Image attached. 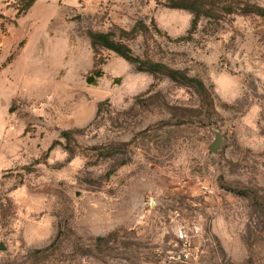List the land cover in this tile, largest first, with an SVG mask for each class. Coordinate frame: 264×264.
<instances>
[{
	"label": "rangeland",
	"instance_id": "1",
	"mask_svg": "<svg viewBox=\"0 0 264 264\" xmlns=\"http://www.w3.org/2000/svg\"><path fill=\"white\" fill-rule=\"evenodd\" d=\"M166 2L0 8V264H264V16L242 10L264 0H215L192 34L194 15ZM138 22L134 56L207 99L94 52L90 32ZM181 229L189 263L166 257Z\"/></svg>",
	"mask_w": 264,
	"mask_h": 264
},
{
	"label": "trees",
	"instance_id": "2",
	"mask_svg": "<svg viewBox=\"0 0 264 264\" xmlns=\"http://www.w3.org/2000/svg\"><path fill=\"white\" fill-rule=\"evenodd\" d=\"M25 9L29 10L37 0H24ZM215 0H167L166 6L171 9H179L190 11L194 15L192 23V31L198 26L202 18L212 17L217 10L214 7ZM228 13H232L234 8L227 7ZM246 13H255L259 16H264V8L247 6L242 8ZM146 31V26L142 22H138L131 31L122 30L120 34L114 32L102 33V32H90L89 37L91 40V46L95 53L99 54L102 50H108L116 53L124 60L132 64L136 70L140 72H146L154 76L157 80L164 76L170 79L172 82L195 88L204 99L208 98V92L206 91L205 85L202 81L197 78L188 76L186 73L180 70H173L161 63H155L150 60H142L139 57L134 56L132 49L123 41L132 40L136 38L140 33ZM96 77H88L87 83L93 85L96 83V78L102 77L103 72L100 70L96 72ZM101 110H99L100 112ZM75 134L73 131H67L62 133V137L66 140L67 145L65 148L73 154V148L71 147L72 136ZM55 146H52L53 149ZM107 154H109L107 152ZM105 154V155H107ZM113 234H110L107 238H98V241H107Z\"/></svg>",
	"mask_w": 264,
	"mask_h": 264
},
{
	"label": "built area",
	"instance_id": "3",
	"mask_svg": "<svg viewBox=\"0 0 264 264\" xmlns=\"http://www.w3.org/2000/svg\"><path fill=\"white\" fill-rule=\"evenodd\" d=\"M178 236L179 240L183 243V248L181 250L177 249L170 252L166 257L170 262L189 263L193 260L191 242L188 238L187 233L183 229H181Z\"/></svg>",
	"mask_w": 264,
	"mask_h": 264
},
{
	"label": "water",
	"instance_id": "4",
	"mask_svg": "<svg viewBox=\"0 0 264 264\" xmlns=\"http://www.w3.org/2000/svg\"><path fill=\"white\" fill-rule=\"evenodd\" d=\"M222 145H223V136L221 133L218 132L216 133L214 142L209 146V150L212 153L217 154L220 148L222 147ZM1 250H5V247L1 246Z\"/></svg>",
	"mask_w": 264,
	"mask_h": 264
},
{
	"label": "crops",
	"instance_id": "5",
	"mask_svg": "<svg viewBox=\"0 0 264 264\" xmlns=\"http://www.w3.org/2000/svg\"><path fill=\"white\" fill-rule=\"evenodd\" d=\"M9 0H0V8L5 5V3Z\"/></svg>",
	"mask_w": 264,
	"mask_h": 264
}]
</instances>
